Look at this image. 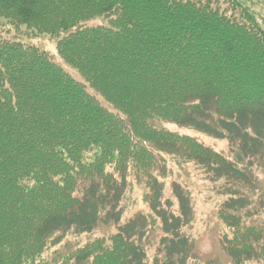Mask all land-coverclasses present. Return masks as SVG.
<instances>
[{
    "label": "trees",
    "instance_id": "obj_1",
    "mask_svg": "<svg viewBox=\"0 0 264 264\" xmlns=\"http://www.w3.org/2000/svg\"><path fill=\"white\" fill-rule=\"evenodd\" d=\"M221 1L0 0V18L50 35L82 79L35 45L0 40V264H144L146 218L120 224L129 179L163 233L152 264H187L191 204L176 183L177 212L164 199L161 154L224 181L232 263L264 258V225L246 221L239 191L264 159V4ZM167 125L227 141L233 159ZM100 223L116 231L57 247Z\"/></svg>",
    "mask_w": 264,
    "mask_h": 264
},
{
    "label": "rangeland",
    "instance_id": "obj_2",
    "mask_svg": "<svg viewBox=\"0 0 264 264\" xmlns=\"http://www.w3.org/2000/svg\"><path fill=\"white\" fill-rule=\"evenodd\" d=\"M262 2L264 4V0ZM218 3L222 6L221 0ZM213 5L216 6L217 4ZM256 10L259 11V14L257 12L258 21L264 28V5L256 7ZM97 22L101 23L102 20L97 19L89 24ZM0 40H17L23 44L35 45L44 50L53 61L71 73L76 79L82 80L75 69L66 65L59 58L55 49V39L50 35L38 34L23 25L14 27L9 20L0 18ZM167 127L189 134L203 142V144L222 153L227 158L233 159V152L230 153L228 143L225 140L214 139L192 129L176 128L171 125H167ZM161 165L165 169V176L160 179L162 191L164 199L171 201L172 210L177 212V201L172 193L173 183L179 184L190 200V221L182 229V232L193 243V254L187 264H233L223 249L221 242V237L227 227L219 220L217 214L222 202L228 197L224 194V181L211 180L198 165L168 154H161ZM251 170L253 175L252 186L243 187L239 191L246 195L250 201L248 209L245 210L246 221L263 226L264 159H257L251 166ZM144 192L145 190L140 183L134 179L128 180L127 188L120 202L122 213L120 224H124L139 214L146 218L145 232L142 239L138 240V242L145 251L144 264H152L158 252L159 242L163 233L158 218L155 217L143 200ZM115 231V225L100 223L92 232L87 234H65L57 247L62 248L64 252L71 248L83 246L95 238L108 237ZM243 264H264V258Z\"/></svg>",
    "mask_w": 264,
    "mask_h": 264
}]
</instances>
